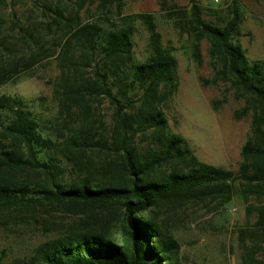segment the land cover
Returning a JSON list of instances; mask_svg holds the SVG:
<instances>
[{
    "label": "trees",
    "instance_id": "obj_1",
    "mask_svg": "<svg viewBox=\"0 0 264 264\" xmlns=\"http://www.w3.org/2000/svg\"><path fill=\"white\" fill-rule=\"evenodd\" d=\"M87 1L95 12L82 19ZM114 1L43 0L46 22L9 25L0 15V88L51 58L58 70L54 114L42 118L22 98L0 96V229L32 226L36 216L23 211L81 217L64 230L43 223L42 234L54 236L10 264H181L180 244L159 221L160 208L205 201L223 207L234 199L246 215L237 229L240 264H263L264 61H248L237 42V2L217 23L204 21L194 2L189 10L163 7L165 18L193 39L195 61L199 42L208 44L213 78L201 82L228 84L243 103L234 118L250 116L241 161L231 171L199 161L169 130L164 110L179 86L173 50L162 44L152 15L113 13ZM137 23L149 35L143 62H135ZM103 101L109 124L98 112ZM91 156L99 158L97 168ZM27 171L41 179L17 177Z\"/></svg>",
    "mask_w": 264,
    "mask_h": 264
},
{
    "label": "rangeland",
    "instance_id": "obj_2",
    "mask_svg": "<svg viewBox=\"0 0 264 264\" xmlns=\"http://www.w3.org/2000/svg\"><path fill=\"white\" fill-rule=\"evenodd\" d=\"M233 1L237 2L243 17L237 42L245 50L248 61H264V0H115L110 9L122 15L153 16L162 44L173 50L177 61L179 86L164 110L169 130L187 141L199 161L236 171L241 161V148L250 133V116L234 118V112L243 103L235 100L228 84L213 86L201 82L202 79L209 81L213 78L208 44L204 40L199 42V59L195 61L192 56L193 39L189 33L176 29L165 18L167 12L163 10L164 6L189 10L194 2L203 9L204 21L217 23L218 18L226 16L227 8L231 7ZM66 2L72 5L77 0ZM86 4L80 12L82 19L95 12V3L87 1ZM49 14L43 10V0H5L0 12L4 18H9V25L10 21H17L18 25L32 21L46 22L45 15ZM148 41L145 27L137 23L133 36L135 62H143L148 56ZM57 77V65L51 58L2 86L0 96L22 98L29 103L32 111L40 113L43 118L57 110L56 103L52 101V85ZM98 112L109 124L111 109L107 102H101ZM91 159L97 168L99 158L91 156ZM17 177L28 181L41 179V175L28 171L17 174ZM95 212L98 218L106 216L100 210ZM20 214L27 219L36 216V222L32 220L33 225L29 227L17 225L15 231L0 229V264H10L16 258L29 256L38 244L53 237V234H42L40 230L43 223H47L51 230H64L81 219L58 213L47 217L39 211H23ZM158 219L163 221L180 244L181 264H240L242 251L237 229L245 227L246 223L245 208L241 201L234 199L223 207L208 201L165 206L158 211ZM253 220L251 216L248 221L251 223ZM17 223L21 224L20 221ZM33 227H37L38 231ZM258 259L264 264V250L259 252Z\"/></svg>",
    "mask_w": 264,
    "mask_h": 264
},
{
    "label": "built area",
    "instance_id": "obj_3",
    "mask_svg": "<svg viewBox=\"0 0 264 264\" xmlns=\"http://www.w3.org/2000/svg\"><path fill=\"white\" fill-rule=\"evenodd\" d=\"M215 2H218V0H215Z\"/></svg>",
    "mask_w": 264,
    "mask_h": 264
}]
</instances>
